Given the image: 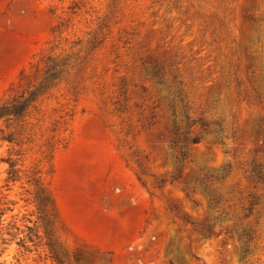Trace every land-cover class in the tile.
I'll return each instance as SVG.
<instances>
[{
    "label": "rangeland",
    "instance_id": "374dc122",
    "mask_svg": "<svg viewBox=\"0 0 264 264\" xmlns=\"http://www.w3.org/2000/svg\"><path fill=\"white\" fill-rule=\"evenodd\" d=\"M50 55L0 140V262L57 264L47 230L64 264H264V0H0V104Z\"/></svg>",
    "mask_w": 264,
    "mask_h": 264
},
{
    "label": "trees",
    "instance_id": "16d2710c",
    "mask_svg": "<svg viewBox=\"0 0 264 264\" xmlns=\"http://www.w3.org/2000/svg\"><path fill=\"white\" fill-rule=\"evenodd\" d=\"M70 67L68 56L50 55L44 60V64L37 69L32 78H30V74H22L21 80L24 79L25 81L22 85V90L11 95L0 104V122L4 123V126L0 128V140L20 145L21 140H19V135L21 132H19V130L22 126L19 129L16 125L18 126L27 122L32 114V110L36 108V104L39 100L68 76ZM198 142V137L192 139V143L195 144ZM16 154L20 155V153ZM180 161L182 160L180 159ZM17 162L18 161L13 159L12 156L8 158L10 166L7 178L8 182H16L21 179L20 170L16 167ZM254 172L259 179L264 181V175H262L257 168H255ZM28 182L36 187L34 202L40 213V220L48 221L49 225H53L58 216L55 212V203L52 194L47 187L40 182L39 178L32 177ZM3 214L4 212L0 215V226L3 224ZM28 228L31 230L30 226H28ZM46 237L48 238L47 246L52 258L57 264H64L65 254L61 245L54 236H52L51 232H47V230ZM242 237L249 238L250 234L244 231ZM29 239H31V236H29ZM19 245L27 248V241L21 238ZM0 264L4 263L0 262Z\"/></svg>",
    "mask_w": 264,
    "mask_h": 264
}]
</instances>
